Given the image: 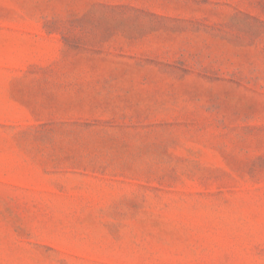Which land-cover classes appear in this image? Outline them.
Listing matches in <instances>:
<instances>
[{
    "label": "rangeland",
    "instance_id": "1",
    "mask_svg": "<svg viewBox=\"0 0 264 264\" xmlns=\"http://www.w3.org/2000/svg\"><path fill=\"white\" fill-rule=\"evenodd\" d=\"M0 264H264V0H0Z\"/></svg>",
    "mask_w": 264,
    "mask_h": 264
}]
</instances>
